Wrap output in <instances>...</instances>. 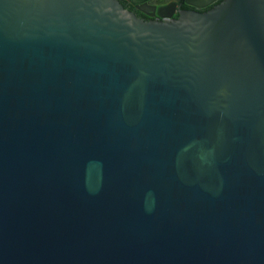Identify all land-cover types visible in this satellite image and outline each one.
<instances>
[{"label":"water","instance_id":"1","mask_svg":"<svg viewBox=\"0 0 264 264\" xmlns=\"http://www.w3.org/2000/svg\"><path fill=\"white\" fill-rule=\"evenodd\" d=\"M171 17L0 0V264H264V0Z\"/></svg>","mask_w":264,"mask_h":264},{"label":"flooded vegetation","instance_id":"2","mask_svg":"<svg viewBox=\"0 0 264 264\" xmlns=\"http://www.w3.org/2000/svg\"><path fill=\"white\" fill-rule=\"evenodd\" d=\"M124 8L145 21H163L172 16L173 20L179 18L182 12L206 13L221 4L224 0H216L208 4L206 0H118ZM166 15L165 18H160ZM169 15V16H168Z\"/></svg>","mask_w":264,"mask_h":264}]
</instances>
